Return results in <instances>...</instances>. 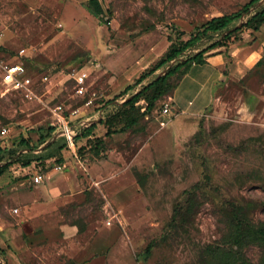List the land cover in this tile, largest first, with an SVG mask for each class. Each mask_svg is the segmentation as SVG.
<instances>
[{"label":"rangeland","instance_id":"rangeland-1","mask_svg":"<svg viewBox=\"0 0 264 264\" xmlns=\"http://www.w3.org/2000/svg\"><path fill=\"white\" fill-rule=\"evenodd\" d=\"M248 1L100 0L103 11L96 14L88 0H0V62L29 60L38 68L32 97L3 94L0 82V128L10 127L3 142L19 148L22 161L30 160L44 178L64 173L57 168L60 163L76 165L75 175L83 177V198L59 201L62 220L79 229L67 239L58 227L39 221L30 175L17 173L13 164L3 167L11 158L0 155L3 264H224L225 253L212 249L233 242L237 217L264 221V62L258 63L264 57V23L231 39L244 41L240 56H251L252 48H260L261 55L250 57L254 62L244 76L225 70L227 77L201 113H180L166 94L132 130L106 135L102 122L91 138L104 139L101 157L88 148L73 155L60 136L47 133L56 105L63 104L71 117L74 108L82 113L105 107L129 84L135 88L127 94H133L156 73L135 84L139 75L172 45ZM262 8L264 0H258L251 13ZM224 34H204L159 74ZM79 74L85 76L83 93L78 92ZM21 138L36 149L21 147ZM106 155L113 160L108 177L105 162L100 164ZM102 227L111 232L105 239L113 236L110 245L92 257L81 256ZM240 251L232 264H264L260 242L249 241Z\"/></svg>","mask_w":264,"mask_h":264},{"label":"trees","instance_id":"trees-1","mask_svg":"<svg viewBox=\"0 0 264 264\" xmlns=\"http://www.w3.org/2000/svg\"><path fill=\"white\" fill-rule=\"evenodd\" d=\"M257 1L258 0H249L240 10L236 12L225 13L212 17L201 26V30L192 35L191 38L186 40L184 43L172 45L166 54L161 57L153 67L144 70L139 75L135 81V84L143 83L147 78L153 76L154 73H156V75L151 80L143 84L141 88L136 90V92L131 94L122 104L116 108L112 114L102 120L106 126V135L132 130L136 127V125L140 124L143 118H145L147 115L150 116L163 96L166 94L173 95L183 76L189 71L194 63H204L206 61L205 53L208 50L217 46L227 45L231 42V39L237 40L239 36L238 33L244 30L246 27L251 28L252 30L259 29L264 23V8L251 13V7ZM87 7L96 14H100L103 11L100 0H88ZM250 13L251 15L249 18L241 26H236L237 21L241 17ZM208 32H219L220 34H225L223 38L213 41L210 45L202 48L198 52L186 56L183 60H178L174 66L169 67L164 73L159 74L158 70L164 69L169 64H172L174 60L179 59L182 54H185L189 48L195 46L202 36ZM22 62L26 66L30 67V69L38 71V68L35 66L33 61L31 62L29 60H24ZM263 62L264 57L258 61V63ZM133 88H135L134 84H129L124 90L118 93L117 96L112 98V100H107V104L111 103L114 99L128 93ZM142 100H144L146 103H142ZM57 129L58 126L56 124H52L49 126L47 135H54ZM94 129L95 124H92L89 127L83 128L82 133L75 137L77 149L78 153H80L84 151L83 149L88 148L89 150H93L97 157H101V149L105 142L104 139L100 137L96 138L95 140H91V138L94 137V134L92 137L89 136L94 132ZM60 138L63 139L62 146H64L66 149H70L66 136L61 135ZM79 138H88L90 142L86 145H78ZM19 144L21 147L30 146L28 138H21ZM30 148H32V151L36 149L35 146H30ZM19 151V148L14 149L12 146H8V144L1 143L0 141V155L6 157L5 160L16 156L12 162L7 161L3 167L10 166L16 161L22 162L25 165H29L31 161H22V156L24 157V154L19 155ZM236 208L241 209V207L238 206H236ZM237 219L238 224H236L233 242H230L231 244L226 246L218 245L215 247V249H212L217 254L225 253L221 256L222 262L224 264H232L234 260L240 259V248L246 245V243L249 241H257L264 246V221L259 224H253L247 219L245 221L239 217H237ZM235 245H237V247H235ZM244 262H246V260ZM0 264L3 263L0 261ZM72 264L79 263L73 262Z\"/></svg>","mask_w":264,"mask_h":264},{"label":"crops","instance_id":"crops-1","mask_svg":"<svg viewBox=\"0 0 264 264\" xmlns=\"http://www.w3.org/2000/svg\"><path fill=\"white\" fill-rule=\"evenodd\" d=\"M241 44H244V41L230 42L227 45L214 47L205 53L206 61L204 63H194L191 66L178 84L173 95H171L180 113L199 114L204 111L213 101L215 87L219 81L221 82V80L227 77L225 70L228 69L229 73L233 76H244L254 62V58L251 59L250 57L252 55L259 57L261 54L259 51L260 48H252L251 56L248 55L246 58L243 57V55L240 56L241 53L239 51L245 47V45ZM246 63H249V66H245ZM120 92L121 88L118 93ZM130 95L131 94L126 93L120 96V98L114 99L111 103L106 104L103 108L97 109L96 106H92L89 110L82 113L80 112L78 116L69 117V120H71L74 129L79 132V135L82 133L83 128L95 124L94 132L89 136L92 137L93 134L95 135L96 127L102 124V120L112 114ZM59 134H61V130L58 128L53 136H61ZM88 138H79L78 145H83ZM68 150L74 155V153L78 151L77 145H74L73 148L71 147ZM14 158H16V156L11 158L10 161H13ZM111 161H113L111 156L106 155L105 160L100 162V164L105 162L107 177L110 176L111 173V171L107 169L112 168ZM13 165L17 173L30 175V184L34 189H37L34 193L35 201L33 203V210L41 214L38 217L39 221L47 226L51 225L52 227H58V231L63 233L64 238H73L79 232L78 226L62 220L63 214L58 208L59 201L67 197L83 198V192L79 190L82 185L81 179L83 177L81 178L75 175V172H77L75 167H78L76 165L69 168L65 167L63 169L64 171L66 170L64 173H53L49 178H44L43 175L42 181L36 182L33 180V176L39 172V170H35V166L31 164L25 165L19 161L14 162ZM97 167L98 166H95L96 169ZM105 232L111 233L109 229L105 230V227H102L91 240H88L83 246L84 253L81 256L90 254L91 256H89L92 257V255L104 249L105 244L108 243V245H110L109 243L113 239V236L112 234H107V239H105ZM89 263L91 264V262ZM83 264H88V262L84 261Z\"/></svg>","mask_w":264,"mask_h":264},{"label":"built area","instance_id":"built-area-1","mask_svg":"<svg viewBox=\"0 0 264 264\" xmlns=\"http://www.w3.org/2000/svg\"><path fill=\"white\" fill-rule=\"evenodd\" d=\"M2 37V34L0 32V38ZM25 49L21 50V53ZM35 73L36 71L33 69H30V67L26 66L21 60H8V61H1L0 62V82H1V91L3 94L7 93H20L22 95H25L26 97H32L35 94L34 86H35ZM44 78H48L47 75L44 76ZM76 80L78 84H80V88H78V92L83 93L84 92V81L85 76L83 74L76 75ZM90 101L87 102L89 104ZM170 110L169 104H166L164 108V112H168ZM54 114V124L58 126V128L61 130V134L66 136V139L68 141V146L71 148L74 147L76 144L75 137L79 135V132H77L74 129L73 124L71 123V120H69V116L65 113V110L63 108V104H58L54 107L53 110ZM81 112V108H74L71 111V116H78ZM85 125V124H83ZM10 127L7 125H3L0 128V141L1 143L10 132ZM75 155H77V152H75ZM66 167L65 163H60L57 165V168L64 169ZM43 179V174L40 172H37L33 176V180L36 182H40Z\"/></svg>","mask_w":264,"mask_h":264},{"label":"water","instance_id":"water-1","mask_svg":"<svg viewBox=\"0 0 264 264\" xmlns=\"http://www.w3.org/2000/svg\"><path fill=\"white\" fill-rule=\"evenodd\" d=\"M54 137H56V136H54Z\"/></svg>","mask_w":264,"mask_h":264}]
</instances>
